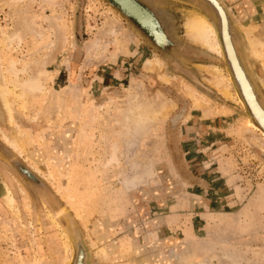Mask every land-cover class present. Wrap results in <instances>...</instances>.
<instances>
[{
	"label": "rangeland",
	"instance_id": "obj_1",
	"mask_svg": "<svg viewBox=\"0 0 264 264\" xmlns=\"http://www.w3.org/2000/svg\"><path fill=\"white\" fill-rule=\"evenodd\" d=\"M140 1L165 47L109 0H0V264H264V131L220 14ZM216 1L264 103V0ZM191 10L222 56L189 39Z\"/></svg>",
	"mask_w": 264,
	"mask_h": 264
},
{
	"label": "bare ground",
	"instance_id": "obj_2",
	"mask_svg": "<svg viewBox=\"0 0 264 264\" xmlns=\"http://www.w3.org/2000/svg\"><path fill=\"white\" fill-rule=\"evenodd\" d=\"M118 1H120L123 4V6H125L129 10V12L131 14L136 15L138 18H140V20L144 24L148 25L149 28L153 29L156 34L158 32L160 35V31H159L158 27L156 26L157 24L155 22L154 17L150 13L146 12L135 0H118ZM185 16H186V22H185L186 34L188 35L189 39L192 40L193 42H196V43L202 45L203 47L214 52L215 54L222 56L223 54L221 51L220 40H219L217 33H216L217 31L215 30V28H214L212 22L210 21V19L208 18V16H206L205 14H203L202 12L197 11V10H191ZM252 46H255V45H253V43H252ZM255 53L258 54V51H255ZM257 58H258V56H257ZM262 65H264V64H262ZM262 81H263V79H262ZM18 83L19 82H17V81H13L12 84L14 85V87H18ZM245 85H246V88H245L246 89V95L248 97L249 104H250L251 108L254 110V112L257 114L259 120H261V122L264 124V105H263L264 103L261 101H260L261 102L260 103L258 100H256L257 96L253 92L252 88L249 85L247 86L246 82H245ZM26 86L30 89H34L36 87L35 85H33L31 83L27 84ZM227 88L228 89L232 88V85H231L229 80H227ZM23 89H24V87H23ZM26 90H27V88H26ZM9 93H12V92H9L8 89L4 85H0V96L4 102L3 105L6 107V109L9 111L8 113L10 114L9 97L11 95H9ZM19 139H21V138H19ZM8 142H9L8 144L20 154L22 151L25 150L24 141H22V140L17 139V140H11V142L10 141H8ZM5 190H6V192H5V198L6 199L5 200L7 201L9 206L13 205L14 197L12 195V192L8 188ZM79 252L80 253L76 257L74 263L72 262L73 261L72 259H68L67 263L70 264L72 262L73 264H85L86 262L84 261V257L81 256L82 248L79 249Z\"/></svg>",
	"mask_w": 264,
	"mask_h": 264
},
{
	"label": "water",
	"instance_id": "obj_3",
	"mask_svg": "<svg viewBox=\"0 0 264 264\" xmlns=\"http://www.w3.org/2000/svg\"><path fill=\"white\" fill-rule=\"evenodd\" d=\"M113 5H115L116 7H118V9H120V11L126 15L128 18L133 19L134 21H136V23H138L140 25V27H142L145 31L148 32V34L153 37L154 41L161 47H165V45L169 44V37L166 34V32L164 31L162 24L160 22V20L158 19V17L156 16V14L154 13V11L145 3H143L140 0H135L146 12L150 13L156 22V26L158 27L159 31H160V35L157 32V34L154 32L153 29L149 28L148 25L144 24L140 18H138L136 15H133L129 12V10L123 6V4L118 1V0H109ZM212 3V5H214L216 7V9L218 10L220 17H221V23H222V37H223V42H224V49L226 52V57L228 59V62L232 68V71L236 77V80L239 84V87L242 91V96L244 97L247 106L250 108L252 114L254 115L255 119L257 120L258 125L263 129L264 131V124L261 122V120H259L257 114L254 112V110L251 108L250 104H249V100L248 97L246 95V85L245 82L247 84V86L249 85L253 92L255 93V95L257 96V98L260 100V98L258 97V94L256 92V90L254 89L243 65L240 62V59L238 57V53L235 47V44L233 42L232 36L228 30V18L225 15V12L223 11V9L221 8V6L218 4V2L216 0H208Z\"/></svg>",
	"mask_w": 264,
	"mask_h": 264
}]
</instances>
